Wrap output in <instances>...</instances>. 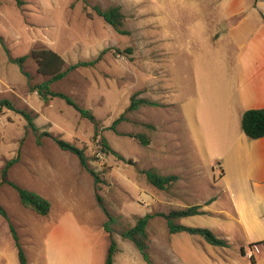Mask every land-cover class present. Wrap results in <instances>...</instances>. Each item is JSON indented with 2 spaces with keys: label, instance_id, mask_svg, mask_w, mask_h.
Here are the masks:
<instances>
[{
  "label": "rangeland",
  "instance_id": "1",
  "mask_svg": "<svg viewBox=\"0 0 264 264\" xmlns=\"http://www.w3.org/2000/svg\"><path fill=\"white\" fill-rule=\"evenodd\" d=\"M20 2L0 0V100L9 101L14 108L0 114V169L18 156V163L9 170L10 180L27 190L44 192L48 197L41 196L53 204V215L60 211L54 195L62 191L78 208L94 211L92 218L101 227L107 218L96 204L94 195H99L113 218L109 227L119 259L128 255L132 262L138 258V264H144L121 233L148 214L152 217L146 244L152 264L156 239L167 242L165 255L170 261L194 264L196 258L189 248L192 236L169 235L164 219L157 215L213 192L212 183H221L217 163L241 132L242 112L264 106V0ZM94 6H117L126 33H116L95 14ZM43 48L59 54L64 69L93 60L104 51L95 66L72 70L49 85L52 92L67 95L91 113L97 126L63 100L43 101L33 91L48 77L37 73L29 53ZM7 56H25L27 77ZM169 73L178 105L162 103V83L154 89V80L161 82ZM146 80L152 83L146 84ZM134 94L136 99L147 96V101L159 106L142 105L128 111ZM183 97L187 99L182 101ZM20 113L31 116L35 132ZM42 133L83 149L88 167L98 175L97 186L76 156L59 150L52 139L39 136ZM137 134L148 144L141 145L130 136ZM102 141L118 156L105 153ZM178 168L182 172L172 174ZM148 170L176 179L159 190L146 180ZM182 186H190L197 199L181 194ZM0 204L11 213L9 217L32 218L7 186L0 189ZM216 222L220 221L208 217L179 221L208 230ZM11 223L19 229L14 219ZM17 235L21 239L22 231L17 230ZM108 244L107 234L95 242L94 264H102Z\"/></svg>",
  "mask_w": 264,
  "mask_h": 264
},
{
  "label": "crops",
  "instance_id": "2",
  "mask_svg": "<svg viewBox=\"0 0 264 264\" xmlns=\"http://www.w3.org/2000/svg\"><path fill=\"white\" fill-rule=\"evenodd\" d=\"M1 57L0 55V59ZM151 83L152 81L146 80V84ZM154 83V89H158L162 83L163 94L160 98H163V104L178 105L180 103L179 96L177 95L176 98L173 96L177 89L173 85L171 73L167 74L161 82L156 78ZM143 98L148 100L147 96ZM186 99L183 97L182 101ZM261 107L264 108V106ZM261 107L258 108L261 109ZM217 166H219L217 170L220 173L218 181L221 183H212L213 192L211 194L197 199L189 189L190 186L188 188L182 186L181 190L179 188V192L185 197H192L197 201L191 204H176L178 205L176 209L200 206V211L204 214L187 218H217L220 222L211 223L209 230L217 238L227 243V247L210 245L212 249H208L201 237L198 236L197 239L196 235H191L189 248L196 258L192 262L194 264H264V246L262 244L264 242V137L250 140L241 131L223 153L221 163H217ZM171 172L172 174H180L182 171L178 168ZM42 184L44 186V183ZM35 190L40 196L44 194L41 190ZM6 194L8 198L11 197L9 193L6 192ZM54 196L60 206V211L53 215V204H50L48 217H40L21 206L23 210L31 214L30 220L21 219L18 216H10V218L9 214L11 213L0 204L5 209L9 222L11 223L14 219L19 226V229H16L11 223L16 234L17 230L22 231L23 236L21 239L18 237V239L27 263L94 264L95 242L106 236L103 227H100L92 218L94 211L91 213L78 208L76 201L67 199L60 190ZM6 202L11 203L10 200H6ZM13 213L14 210L12 209ZM0 236H3V239L0 240V264H19L8 222L1 216ZM252 244L256 245V249L250 251L249 245ZM155 249L153 264H184L181 261L176 263L168 259L165 255L167 242L164 240L156 239ZM241 249L243 253L240 251ZM118 253L114 257L113 264H138V258L133 262L128 255L119 259ZM250 257L253 258L254 263L250 262ZM142 261L147 264L143 259Z\"/></svg>",
  "mask_w": 264,
  "mask_h": 264
},
{
  "label": "trees",
  "instance_id": "3",
  "mask_svg": "<svg viewBox=\"0 0 264 264\" xmlns=\"http://www.w3.org/2000/svg\"><path fill=\"white\" fill-rule=\"evenodd\" d=\"M18 5L21 4L20 0H15ZM93 10L97 16H99L107 25L112 27L116 33L118 34H125L126 31L122 30V22L124 19L123 14L121 13L120 9L117 6H111L107 9H101L98 6H94ZM262 20L264 21V16H262ZM104 52V51H103ZM101 52L95 59L89 61H79L77 63L69 65L66 69H64L65 62L61 58L59 54L54 52L50 49H39V50H31L29 55L35 59L37 64V73L42 74L48 77V80L42 82L41 84L33 87V91H35L38 96L43 100L47 101L49 99H61L65 102L66 105L72 107L76 113L81 118L87 119L90 123L97 126V122L95 118L89 113L87 110L82 109L79 107L71 98L63 93H56L52 92L49 89V85L52 82L61 80L68 72L72 70H76L79 68H87L93 67L97 64V62L101 59ZM119 53L120 51L117 50ZM126 52H130V49H127ZM8 61L18 66L20 72L27 77V74L23 71V62L25 60V56L11 58L9 56ZM137 94H134L131 99L129 106L127 108L128 111L135 110L139 106L142 105H150V106H159L155 102H149L146 99H136ZM3 110H10L14 111L12 104L7 100H0V114H3ZM27 122V127L30 128L33 132L36 131V127L33 123V120L30 115L27 113H20ZM122 118V115L119 119ZM117 119L114 121L113 125L119 120ZM113 125L110 127L113 128ZM240 128L242 133L250 140H256L259 138L264 137V108L261 109H249L242 113L241 120H240ZM39 136H47L57 148L63 152H68L74 156H76L79 165L82 169H84L93 179L94 185L97 186L99 181L98 175L88 167L87 164V157L84 154L83 149L76 147L75 145L61 140L59 138H54L50 136L48 133H42ZM131 137L136 138L141 145H147L148 140L141 134L137 135H130ZM38 142V141H37ZM39 143V142H38ZM102 146L104 147L105 153H111L115 156H118L114 151L109 149L105 141H102ZM19 157L12 158L7 160L4 165L0 169V187L6 185L10 187L17 195L18 201L20 205L33 212L34 214L40 217H48L50 213V203L47 199L43 198L42 196L38 195L37 193L22 188L15 184L9 178V170L12 166L18 163ZM146 180L150 185L154 188L159 190H164L168 186L172 184V182L176 179L175 176H161L153 170H148L144 172ZM95 201L97 206L100 208L102 213L107 218V221L103 223L102 227L104 232L107 234L108 238V247L106 250V254L104 257L103 264H113L114 257L118 252L117 243L113 238L112 231L109 227V224L113 220L111 215L106 210L105 206L102 204V200L95 193ZM204 214L200 211V206H189L184 209H172L167 213H160L157 216L164 219L167 232L168 234H179V233H186L188 235H196L201 237L207 244L215 247H227V243L217 238L210 230L205 228H194V227H187L178 223V221L182 218L197 216ZM0 216L4 218L8 222V227L12 239L14 241L15 248L17 250V257L19 264H28L26 257L24 255L23 249L19 243L18 236L13 225L9 222L7 213L5 209L0 205ZM152 215H144L136 220L135 225L128 230H125L121 233V237L125 240L130 241L138 253L141 255L142 259L147 264H152L150 261L148 252H147V225L148 221L151 219ZM255 244L250 245L253 246ZM243 253V250H240ZM250 262L254 263L253 258L250 257Z\"/></svg>",
  "mask_w": 264,
  "mask_h": 264
},
{
  "label": "built area",
  "instance_id": "4",
  "mask_svg": "<svg viewBox=\"0 0 264 264\" xmlns=\"http://www.w3.org/2000/svg\"><path fill=\"white\" fill-rule=\"evenodd\" d=\"M262 244H263V246H264V242H263ZM255 247H256V245H253V246H251V247H250V245H249L250 251H251L252 249H256Z\"/></svg>",
  "mask_w": 264,
  "mask_h": 264
}]
</instances>
